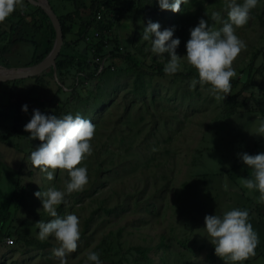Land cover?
<instances>
[{"label": "rangeland", "instance_id": "1", "mask_svg": "<svg viewBox=\"0 0 264 264\" xmlns=\"http://www.w3.org/2000/svg\"><path fill=\"white\" fill-rule=\"evenodd\" d=\"M223 3L224 0H188L182 4L186 6L181 10L184 11L174 20L177 31L190 38V29L196 27L201 18L210 27L219 29L222 24L214 23L210 16L213 11H220L222 19L227 20ZM53 5L61 14L73 9L72 5L57 0H53ZM63 7L66 10L63 11ZM165 15L169 18L173 12L169 10ZM141 17L138 23L133 15L115 28V33L124 40L121 46L136 54V60L144 67H150L154 60L165 65L169 54L156 57L150 51L151 43L142 40L148 22L160 24L163 18L154 14ZM162 22L161 31L171 27L167 19ZM4 30H9L5 22L0 24V33ZM236 34L247 48L234 62L237 76L232 79L231 87L233 81L242 79V69L255 54H258L257 67L264 62V0H259L247 25L237 29ZM12 53L19 56L18 60L12 57L10 64H27L35 49L31 44H16ZM176 53L186 56V45ZM181 65L183 70L173 76L146 74V97L135 92L136 74L124 70L106 79L98 99L91 101L89 107L83 100L87 92L82 94L83 99H78L80 103L70 102L72 113L91 120L96 131L91 142L93 153L81 165L87 167L89 183L82 192L67 195L66 203L57 207L61 218L75 214L80 221L78 249L68 255V264H91L87 261L90 250L99 253L103 264H135L125 258L127 249L133 246L150 248L149 255L157 264H224L219 257L211 255L215 249L204 229V217L222 215L233 208L242 210L244 190L253 203L248 209L256 211L257 204L262 208L259 211L264 212V206L258 203L259 192L249 191L243 187V180L239 184L230 176L232 168L243 164L239 154L264 153V136L255 135L264 120L261 69L254 70L249 83L241 81L240 87L232 89V95L237 96L239 103H245V107L231 117L228 96L224 101H217L206 90L207 86L202 89L197 84L191 88V81L198 78L189 74L193 68L183 58ZM52 77L48 80L55 93L59 82L54 75ZM68 82L71 83V79ZM88 88L95 94L98 92L94 82ZM51 97L48 95L45 100ZM62 100L63 96L55 104ZM102 103L108 105L99 109ZM32 106L42 111L39 106ZM40 143L38 139L35 142L20 139L16 141L19 149L0 144V220L4 213L8 220L2 225L0 264H59L52 252L58 246L55 239H38L37 223H47L54 218L44 212L41 200L34 193L50 187L63 190L68 176L57 171L54 179L48 181L39 169L33 168L30 153ZM99 162L104 164L102 168H98ZM17 173L21 193L14 201L10 196ZM201 173L220 174L215 186L212 182L209 185L213 186V192L204 194L205 190L195 189ZM256 215L253 212L251 219L255 220ZM163 236L169 247H160ZM17 237L35 240L29 242ZM6 238L14 243L7 245ZM255 257L243 264H263Z\"/></svg>", "mask_w": 264, "mask_h": 264}, {"label": "clouds", "instance_id": "2", "mask_svg": "<svg viewBox=\"0 0 264 264\" xmlns=\"http://www.w3.org/2000/svg\"><path fill=\"white\" fill-rule=\"evenodd\" d=\"M187 2L188 0H158L160 10H170L173 13H179L181 4ZM258 3L259 0H224L223 10L227 13V20L222 19L220 11H213L211 21L222 24V27L215 29L201 18L198 25L190 29L184 57L176 53L180 40L173 39L174 27L161 31L159 23L149 21L143 29L142 40L151 43L150 51L156 57L169 54L170 59H167L163 68L166 75L173 76L182 71L183 58L198 74V79H193L190 87L195 88L199 84L204 89L207 86L206 90L215 100L224 101L232 94L231 81L237 76L234 62L247 48L236 31L247 25L251 12ZM17 9L24 11V0H0V24ZM22 111L27 113L26 104L22 106ZM24 131L30 133V140L38 139L41 142L30 153L29 159L33 168L39 169L48 181L54 179L57 171L68 176L63 190L50 187L46 191L34 193L41 200L44 212L54 218L47 223H37L38 239L46 241L53 237L58 245L52 249L53 255L59 264H68V255L78 249L81 238L80 221L75 214L61 218L57 207L66 203L67 195L82 192L89 183L87 167L81 165L93 153L91 142L95 136L96 125L79 113L58 118L34 109L30 121L24 125ZM255 135L264 136V120L260 122ZM239 156L251 169L250 178L242 181L243 187L249 191H258V203L264 204V153H243ZM204 223L209 241L214 245L215 255L224 264H243L255 257L259 238L250 223L247 210L233 208L222 215H206ZM87 261L91 264H103L99 253L91 250L87 252Z\"/></svg>", "mask_w": 264, "mask_h": 264}, {"label": "trees", "instance_id": "3", "mask_svg": "<svg viewBox=\"0 0 264 264\" xmlns=\"http://www.w3.org/2000/svg\"><path fill=\"white\" fill-rule=\"evenodd\" d=\"M60 3L72 5L73 9L65 11V13H58L53 5V0H49L53 10L58 15L61 21L64 46L62 52L57 60L56 74L58 75L62 84L56 83L57 90L53 93L50 89V82L48 77H52V71L45 75L25 81H15L0 83V144L10 147L16 146L20 139L30 140L28 136L30 133L24 131V125L28 123L32 117L34 106H39L42 113L46 115H56L62 118L64 115L73 114L70 108V102L80 103L78 99H83L82 94L87 92L85 100L86 107L90 106V102L98 99V94L103 90L106 79H110L113 74L120 71H128L136 74L135 92L138 96L146 97L147 82L144 78L146 74H156L159 76H168L164 73V63L154 60L150 63V67H144L140 61L136 60V54L130 52L129 48L122 47L120 36L115 33V28L118 24L125 19L134 15L136 22H141L142 17L147 14H154L160 16L162 21L167 19L170 22V28L174 27L173 39L178 38L180 45L176 50H181L186 45L189 37L179 33L177 30V23L175 18L179 17V13H173V16L167 17L165 15L169 10H160L158 0H57ZM171 1V0H170ZM65 6V5H64ZM181 4V10L185 8ZM62 10H66L65 7ZM102 15V19L99 16ZM115 16V17H113ZM160 21L162 26L163 22ZM5 26L9 30H4L0 33V66L3 68L12 67H30L35 66L44 61V59L51 52L56 33L49 17L42 11L41 8L33 6L31 3L24 1V11L17 9L6 21ZM142 29V28H141ZM75 37L69 39V37ZM87 37H92V41H87ZM128 42V40H126ZM126 43V42H125ZM135 44V42L132 41ZM16 44L24 45L31 44L35 53L31 61L27 64L14 62L16 66L10 64L12 57H18L19 54L12 53V47ZM84 44V47H80ZM136 46V45H135ZM110 47L112 48L110 50ZM182 47V48H181ZM127 50V52H123ZM11 54V55H9ZM15 54V55H14ZM109 57V65L102 72L100 64L96 63L97 58ZM258 54L251 58V62L242 69L243 73L241 78L233 81L231 92L234 87H240V82L244 84L252 80V73L254 70L261 69V75L264 76V62L260 67L256 66ZM18 60V58H17ZM127 64L126 66L124 65ZM114 66V69L111 67ZM151 68V69H150ZM189 74L198 78V74L194 69L189 71ZM53 78V77H52ZM71 79V83L68 80ZM94 82L98 92L95 94L93 90L88 88V85ZM253 83V82H252ZM67 90L63 89V87ZM48 95H51V100L46 101ZM61 96L64 100H58ZM77 98V99H75ZM73 99V101H71ZM143 99V98H142ZM230 110L229 115L235 116L238 109L245 107V103H239L237 96L232 94L228 95ZM28 106L27 113L22 111L23 105ZM49 104H51V106ZM108 105L107 103L99 104V109H103ZM53 107V109H50ZM35 142L36 140H30ZM18 146V147H17ZM15 148L19 149V145ZM98 168L103 167V163L99 162ZM16 185L12 191L10 199L18 200L21 190L19 173ZM250 169L243 163L239 167L231 169V179L237 180L240 184L244 178H250ZM220 174L209 176L201 173L199 175V185L196 190L204 191V194L213 192V186L220 180ZM217 180V181H216ZM215 181V182H214ZM242 195L243 209L249 212L250 223L255 231H258L259 245L255 249V259H260L264 264V212L259 211L260 208L256 204V211H250L252 208V201L248 196ZM22 195V194H21ZM9 199V200H10ZM8 203L10 204V201ZM12 203V201H11ZM249 206V207H248ZM264 206V204H261ZM246 207V208H244ZM257 214L254 216L255 220L251 219L252 213ZM8 220L5 218V213L0 220V237L3 236L4 223ZM18 233V232H16ZM18 238V237H17ZM107 237L104 238V243ZM18 240L34 242L28 238L20 237ZM119 246L122 247L123 243L120 242ZM169 247L166 236H163L160 247ZM119 247V248H120ZM135 251L137 254H134ZM150 248L133 246L129 247L125 253V258L135 264H157L154 258L149 255ZM212 257L215 253H211Z\"/></svg>", "mask_w": 264, "mask_h": 264}, {"label": "water", "instance_id": "4", "mask_svg": "<svg viewBox=\"0 0 264 264\" xmlns=\"http://www.w3.org/2000/svg\"><path fill=\"white\" fill-rule=\"evenodd\" d=\"M24 1L31 3L33 6L41 8L42 11L49 17L56 33L54 45L51 52L44 59V61L35 66L22 67L16 69L0 67V83L31 80L41 77L46 73L52 71L56 80L60 84H62L58 78V75L56 74L57 60L62 52L65 43L61 21L58 18V15L53 10L49 0H24ZM63 89L66 90V88L64 87Z\"/></svg>", "mask_w": 264, "mask_h": 264}, {"label": "built area", "instance_id": "5", "mask_svg": "<svg viewBox=\"0 0 264 264\" xmlns=\"http://www.w3.org/2000/svg\"><path fill=\"white\" fill-rule=\"evenodd\" d=\"M99 19H102V15L99 16ZM87 41H92V37H87L86 38ZM96 63L100 64V70L99 72H102L106 69V67L109 65V57L106 58H97L96 59ZM112 69H114V66L111 67ZM14 240H12L11 238H6V244H13Z\"/></svg>", "mask_w": 264, "mask_h": 264}, {"label": "crops", "instance_id": "6", "mask_svg": "<svg viewBox=\"0 0 264 264\" xmlns=\"http://www.w3.org/2000/svg\"><path fill=\"white\" fill-rule=\"evenodd\" d=\"M62 9V8H61ZM69 39H73V37L71 36V37H69Z\"/></svg>", "mask_w": 264, "mask_h": 264}]
</instances>
